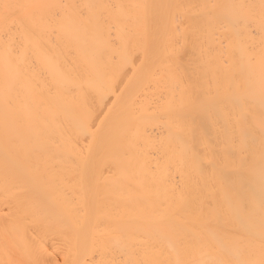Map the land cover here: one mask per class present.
<instances>
[{"label": "bare ground", "instance_id": "obj_1", "mask_svg": "<svg viewBox=\"0 0 264 264\" xmlns=\"http://www.w3.org/2000/svg\"><path fill=\"white\" fill-rule=\"evenodd\" d=\"M0 264H264V0H0Z\"/></svg>", "mask_w": 264, "mask_h": 264}]
</instances>
